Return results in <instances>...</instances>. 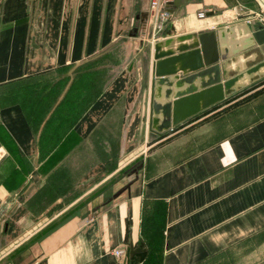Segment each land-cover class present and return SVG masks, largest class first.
<instances>
[{
    "label": "crops",
    "instance_id": "1",
    "mask_svg": "<svg viewBox=\"0 0 264 264\" xmlns=\"http://www.w3.org/2000/svg\"><path fill=\"white\" fill-rule=\"evenodd\" d=\"M148 4L0 0V264H264V76L168 131L152 132L158 146L129 184L89 209L75 208L89 212L37 241L120 169L91 185L89 166L72 180L74 153L105 121L115 120L120 136L137 134L144 119L149 124L152 57L145 83L93 81L100 87L93 96L91 59L117 41L151 54L167 33L239 21L251 31L264 27V0H179L154 38ZM227 13L234 17L221 20ZM58 70L62 88L32 105L27 83L40 79L51 90ZM198 73L180 81L179 93L197 92L215 76ZM78 75L83 105L70 114ZM248 78L244 73L237 83ZM129 244L143 250L129 254Z\"/></svg>",
    "mask_w": 264,
    "mask_h": 264
},
{
    "label": "water",
    "instance_id": "2",
    "mask_svg": "<svg viewBox=\"0 0 264 264\" xmlns=\"http://www.w3.org/2000/svg\"><path fill=\"white\" fill-rule=\"evenodd\" d=\"M178 3L179 0H171L168 6ZM151 57L148 126L151 132L162 134L264 76V27L251 31L244 21H239L208 30L167 33L153 43ZM260 69L263 73L259 74ZM212 70L215 72L212 82L197 92L179 93L178 85L183 78L189 82L194 73L203 76ZM244 73L249 76L246 83H237ZM88 212L81 214L80 209H74L43 232L37 241L73 217H84ZM142 250L128 245L129 254Z\"/></svg>",
    "mask_w": 264,
    "mask_h": 264
},
{
    "label": "rangeland",
    "instance_id": "3",
    "mask_svg": "<svg viewBox=\"0 0 264 264\" xmlns=\"http://www.w3.org/2000/svg\"><path fill=\"white\" fill-rule=\"evenodd\" d=\"M231 17L234 16L229 13L223 14L221 20L224 21ZM131 46L132 45L127 42L117 41L105 54L91 59L88 62L91 64V67L94 66L90 71L91 82L97 81L102 87L109 84L114 78L121 76L124 80L128 79V82H138L140 85L145 83L151 54L146 46L138 47V50L133 51L130 50ZM61 74V70L53 74V77L57 76L59 79L56 85L53 84V89H49L50 92L45 97L52 96L55 90L62 88L64 76L61 77ZM97 82L95 86H92V90L94 89L96 91V89L98 90L100 88L97 86ZM77 89H79V87L76 88L72 95L74 100H77ZM140 90L141 89H139V91ZM139 95L140 92L137 95L138 97L136 96L137 99H139ZM74 100L69 97L67 102L70 114L73 110L76 112L79 110L80 104ZM114 122L115 120L105 121L103 125L97 129L96 133L90 137V140L84 143V147H81L80 150L74 153L70 158L67 168L70 178L74 180L82 176L83 172H86L90 166L92 172L91 185L99 181L104 177L105 172H108L115 166L117 169H120L97 185L88 198L68 209L66 212L67 214L77 207H80L83 211L89 209L93 204H96L97 201L107 199L114 192L129 184L138 173V167L142 160L157 148L158 145H152V139L155 135L149 131V126L145 119L142 120L141 131H138L137 134L133 136H120L115 134L116 126ZM102 166L104 167L102 170L96 169L97 167L102 168ZM87 186L88 184H85L84 187L86 188ZM80 189H82V186L76 185L73 191L79 192ZM71 192L72 191H70V193ZM66 213L57 216L52 224L66 216ZM46 217L50 216L46 215Z\"/></svg>",
    "mask_w": 264,
    "mask_h": 264
},
{
    "label": "built area",
    "instance_id": "4",
    "mask_svg": "<svg viewBox=\"0 0 264 264\" xmlns=\"http://www.w3.org/2000/svg\"><path fill=\"white\" fill-rule=\"evenodd\" d=\"M171 0H149L148 4V21L151 36L158 38V34L162 31L166 20L168 19V2ZM203 12H197V17H203ZM115 255H119V251H114Z\"/></svg>",
    "mask_w": 264,
    "mask_h": 264
},
{
    "label": "trees",
    "instance_id": "5",
    "mask_svg": "<svg viewBox=\"0 0 264 264\" xmlns=\"http://www.w3.org/2000/svg\"><path fill=\"white\" fill-rule=\"evenodd\" d=\"M27 84L28 85L26 86V89L29 92L30 96H32V99H31L32 105L35 104V106H38V104L40 102H42V104L44 105V102L47 99V97H45V96H47V94L50 92L48 90V88H47L46 83H44L43 80L39 79V81L35 80V81H32V83L28 82ZM91 86H94L92 82H91ZM77 87H79V89H77L78 90V96H77V98H76L77 100L75 102H78L80 104L79 105V109H80L82 107V105H83V102L81 100H82V97L84 95L83 88H82V85H81V75L80 76L78 75V79H76L75 90H76ZM92 92H93V90H92ZM92 96H93V93H92ZM78 112H79V110L76 113H78ZM150 254H152V253H150ZM148 259H149V255H148ZM149 260H151V259H149ZM149 263L146 262V263H142V264H149ZM151 264H155V263L152 262Z\"/></svg>",
    "mask_w": 264,
    "mask_h": 264
}]
</instances>
